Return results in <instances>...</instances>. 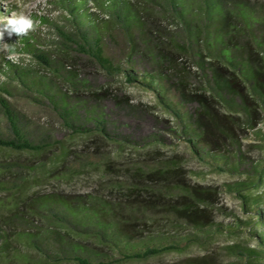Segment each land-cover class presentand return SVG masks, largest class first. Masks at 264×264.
<instances>
[{"label":"rangeland","instance_id":"1","mask_svg":"<svg viewBox=\"0 0 264 264\" xmlns=\"http://www.w3.org/2000/svg\"><path fill=\"white\" fill-rule=\"evenodd\" d=\"M130 1L138 5L142 22L129 29L113 23V11L93 1L80 9L82 13L88 9L95 18L112 20L111 28L102 37L90 23L83 28H89L90 45L95 50L101 48L103 56L115 67L112 70L96 56L79 49L84 42L77 24L68 6L59 0H0V17L30 16L34 27L28 32L29 39L50 60L49 64L40 62L15 36L11 40L5 36L8 51L4 50L5 42L0 41V65L10 61L27 72L24 84L10 69H0V80L9 89L0 90V96L16 113L24 136L42 146L39 150L0 146V221H7L11 209L19 206L26 219L19 228H47L42 236L47 242V237L52 236L48 234L52 223L46 216L33 221L26 209L35 199L64 195L82 199L87 205L104 204L114 210L113 214L137 222L141 240L160 242L161 238H171L185 244L186 235H193L194 228L170 211L180 200L177 187L184 186L205 198L213 194L212 205L207 208V222L213 225L208 227L206 241L189 242L181 250L118 264H186L193 260L264 264V257L249 255L250 250L260 249L256 232L263 227L254 210L253 197L264 191V182L259 188L235 190L257 177L252 166L260 170L264 164L263 105L248 93L225 58L217 54L222 48L213 41L210 29L196 39L184 23L170 18L172 9L167 0ZM194 1L196 8L201 9L197 3L203 0ZM227 2L233 11L244 5L248 11L264 12V0ZM195 22L194 27L205 26L201 21ZM236 23L242 33L235 34V43L244 55L249 50L257 58L262 52L258 44L264 42V21L249 19L246 23L236 19ZM11 42L14 51L9 49ZM200 64H213L233 80L239 105L226 109L209 97L201 81ZM163 70L167 97L180 96L186 110H193L205 99L204 95L207 97L205 100L213 106L216 120L224 129V134L210 131L213 149L222 152L231 164L240 156L243 166L220 169L200 157L184 132V122L169 110L157 91L126 77L128 71L157 76ZM178 73L193 90L181 89ZM239 106H246L253 117L251 123ZM0 136L15 137L1 103ZM232 138L237 144H232ZM259 205L264 210V201ZM203 210L201 204L193 215L198 217ZM214 224L223 227L218 230ZM3 226L8 227L4 223ZM45 247L50 257L40 256L47 260L42 264H77L55 258L60 255L59 246L50 243ZM62 249L67 250V244Z\"/></svg>","mask_w":264,"mask_h":264},{"label":"trees","instance_id":"2","mask_svg":"<svg viewBox=\"0 0 264 264\" xmlns=\"http://www.w3.org/2000/svg\"><path fill=\"white\" fill-rule=\"evenodd\" d=\"M61 3L68 6L72 19L76 22L79 35L83 40V44H79V49L82 52L96 56L105 67L114 69L109 60L103 56L101 48L95 50L90 45L91 31L89 28H84L85 23H90L94 26V30L102 37L107 34L111 28V21L93 17V13L88 9L81 12L80 9L86 6L88 1H93L103 9H111L113 11V23L121 24L124 28L129 29L132 24L142 22L141 12L137 4L130 0H59ZM171 7L172 19H178L184 23L187 31L192 33L196 39L206 30L210 29L213 41L222 48L219 53L227 61L226 64L233 68L234 75L240 80V83L246 85L249 94L255 97L264 108V42L258 44L262 48V52H258L257 58L252 56L250 51L244 55L242 50L235 43V34H241L242 29L238 30L237 21L241 20L249 22V19H254L258 23L264 21V12H256L255 10H246L244 5H241L238 10L233 11L228 5L227 0H203L202 3H197L201 9L196 8L194 0H167ZM263 10V9H262ZM261 10V11H262ZM148 13V12H146ZM195 21L204 23L202 28L200 25L195 26ZM145 29V28H144ZM195 29V32L192 30ZM147 30V29H145ZM244 30V29H243ZM61 34L65 38L70 39L64 31ZM30 33L21 36L18 41L23 44L25 49L30 51L37 57L40 62L49 64V57L34 43L30 41ZM16 37V36H15ZM17 38V37H16ZM206 38V37H205ZM264 40V38H263ZM206 43V42H204ZM10 43V50L12 48ZM18 45V43H14ZM216 44V43H215ZM214 46L216 49L217 47ZM208 47L209 44L206 43ZM206 46V47H207ZM213 46V45H211ZM135 43L133 42V50ZM184 48V45H181ZM182 48V49H183ZM207 49V48H206ZM254 57V58H253ZM173 65V64H172ZM179 65V64H174ZM13 66V67H12ZM206 66V67H205ZM203 70L201 80L204 84V91L209 93V97L217 104L222 105L227 109L239 105L236 101V87L230 77H227L223 72L213 64H200ZM0 69H10L14 74L21 79L24 84H27L26 70L22 67L12 65L10 61H5L0 65ZM176 69V68H175ZM164 70L159 71L157 76L151 74L136 75L130 71L127 72V79L138 81L147 86L153 87L159 96H161L169 110L182 122H184V132L188 135V140L192 148L203 159L214 162L220 169H235L237 166H243V159L238 156L236 163H229L222 152L214 150L210 139V131L218 130L220 134H224V129L216 120V112L207 100H201L199 105L193 110H186L180 96L169 98L167 97L168 86L164 78ZM235 77V76H234ZM178 84L183 91L193 90L189 83L184 80L180 73L177 74ZM190 86V87H189ZM207 86L209 90L207 89ZM196 89V88H194ZM0 90L9 91L6 82L0 80ZM42 92H45L42 90ZM0 103L8 116L13 133V139H5L0 136V146L9 147L17 150H39L41 145L32 143L22 133L18 124L17 115L10 108L8 101L0 96ZM225 105H224V104ZM246 111L247 122L253 121L252 115L247 111L246 106H239ZM218 139V137H217ZM232 144H237L232 138ZM224 166H220V164ZM251 171L257 173V177L250 179L242 186L236 187L239 189L259 188L264 182V164L260 170L251 167ZM167 190V189H164ZM178 206L170 208L171 212L176 214L194 228L193 235H186V243L206 241L209 230L213 224L208 223L207 208L212 205L213 194L208 198L204 194L188 189L184 186H178ZM247 198V195H241ZM264 196V191L258 196L253 197L254 210L258 215L263 229L256 232V236L260 242V249L250 250L251 257H264V210H261L259 203L264 201L261 197ZM153 202V201H151ZM201 204L204 207L203 213L198 217L194 216L195 209H198ZM101 204L87 205L84 200L73 198L70 196L47 195L40 199H35L28 204L26 209L30 213L33 221L47 217L50 223V233L52 236L47 237L49 241L44 242L42 236L46 230L40 227L37 230L29 231L19 228L18 225H25V217L21 214L20 207L11 209V215H8V220L0 221V264H42L44 258H49L46 247L51 244L59 246L60 255L55 258L74 260L77 264H118L129 260L147 259L165 252L173 250H181L184 247V242L174 241L173 239L161 238L159 242L141 240L137 222H131L124 218L123 215L113 214L114 210L104 207ZM247 203H245V207ZM41 207V208H40ZM44 209V210H43ZM45 211L47 214H45ZM195 214V215H197ZM7 224L8 227L3 226ZM12 225V226H11ZM18 226V227H17ZM218 230L222 229L221 224H214ZM78 236V237H77ZM40 239L42 241L40 242ZM79 239V240H77ZM67 244L68 249L63 250V246ZM233 248V247H231ZM108 249L109 252H105ZM236 252L235 249H231ZM38 261V262H37ZM186 264H211L200 260H193ZM255 264H260L256 262Z\"/></svg>","mask_w":264,"mask_h":264},{"label":"clouds","instance_id":"3","mask_svg":"<svg viewBox=\"0 0 264 264\" xmlns=\"http://www.w3.org/2000/svg\"><path fill=\"white\" fill-rule=\"evenodd\" d=\"M34 27L33 20L30 16L24 14H11L5 17H0V41L5 42V36L9 40L13 36L17 37V40L24 35H27ZM5 51H8L7 42H5Z\"/></svg>","mask_w":264,"mask_h":264}]
</instances>
